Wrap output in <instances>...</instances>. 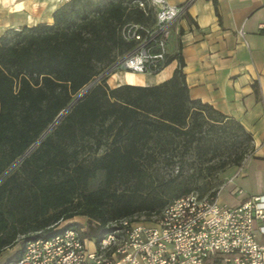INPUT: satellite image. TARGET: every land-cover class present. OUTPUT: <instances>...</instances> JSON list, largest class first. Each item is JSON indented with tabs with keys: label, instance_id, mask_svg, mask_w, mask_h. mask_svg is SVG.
Here are the masks:
<instances>
[{
	"label": "trees",
	"instance_id": "obj_1",
	"mask_svg": "<svg viewBox=\"0 0 264 264\" xmlns=\"http://www.w3.org/2000/svg\"><path fill=\"white\" fill-rule=\"evenodd\" d=\"M132 1L67 0L51 23L0 35V257L18 246L2 264L76 216L86 219L70 224L80 237L98 240L191 192L214 199L220 185L204 176L224 175L254 151L237 120L190 97L179 51L159 84L96 80L132 48L121 28L154 22Z\"/></svg>",
	"mask_w": 264,
	"mask_h": 264
},
{
	"label": "built area",
	"instance_id": "obj_2",
	"mask_svg": "<svg viewBox=\"0 0 264 264\" xmlns=\"http://www.w3.org/2000/svg\"><path fill=\"white\" fill-rule=\"evenodd\" d=\"M132 3L145 14L151 9L154 22L125 24L120 35L132 48L96 80L117 72L154 75L173 55L168 50L172 28L186 4ZM232 193L240 198L228 205L218 202V194L213 199L191 192L171 201L150 222L121 220L98 240L81 238L70 226L74 222L63 221L51 235L26 240L19 260L8 264H264V245L258 240L264 236V196L242 199L237 188Z\"/></svg>",
	"mask_w": 264,
	"mask_h": 264
},
{
	"label": "crops",
	"instance_id": "obj_3",
	"mask_svg": "<svg viewBox=\"0 0 264 264\" xmlns=\"http://www.w3.org/2000/svg\"><path fill=\"white\" fill-rule=\"evenodd\" d=\"M67 0H0V35L7 28L51 23L52 12ZM186 4L173 25L168 50L184 61L183 72L190 97L237 120L251 133L254 151L243 163L228 169L219 190V203L232 205L235 188L248 196H264V0H166ZM47 14V19L36 17ZM262 30V31H261ZM171 61L159 73L141 74L137 80L116 82L151 86L171 77L177 67ZM115 75V74H112ZM258 93H255L254 83ZM264 245V236L258 237Z\"/></svg>",
	"mask_w": 264,
	"mask_h": 264
},
{
	"label": "rangeland",
	"instance_id": "obj_4",
	"mask_svg": "<svg viewBox=\"0 0 264 264\" xmlns=\"http://www.w3.org/2000/svg\"><path fill=\"white\" fill-rule=\"evenodd\" d=\"M27 2L29 0H26ZM38 5L43 4L44 0H35ZM47 14L42 13L41 15H37L36 17L46 20L47 19ZM141 75V74H136V73H130V72H117L115 73V75H111L108 78V84L112 85L116 82H130V81H135L137 80V77ZM137 76V77H136ZM80 94V93H79ZM78 94V95H79ZM77 95V96H78ZM76 98V97H75ZM206 175V174H205ZM204 178H206V180H211L212 183L214 184H219L220 188L222 187L223 183H224V175L219 174L216 176H211V175H206V177L204 176ZM204 181V180H202ZM201 183V180H200ZM135 220H138L140 222H150L152 219L148 220L146 219V217L144 216H138L135 218ZM70 222H81V223H86V219H84L83 217H73L72 219H70ZM18 249V246H15L11 249H7L6 251L3 252V254L0 257V264L4 263L6 260H8V258Z\"/></svg>",
	"mask_w": 264,
	"mask_h": 264
},
{
	"label": "water",
	"instance_id": "obj_5",
	"mask_svg": "<svg viewBox=\"0 0 264 264\" xmlns=\"http://www.w3.org/2000/svg\"><path fill=\"white\" fill-rule=\"evenodd\" d=\"M91 85H92V83L91 84H89L84 90H83V92L81 93V94H79L74 100H73V102L71 103V106L76 102V101H78L84 94H85V92L91 87Z\"/></svg>",
	"mask_w": 264,
	"mask_h": 264
},
{
	"label": "bare ground",
	"instance_id": "obj_6",
	"mask_svg": "<svg viewBox=\"0 0 264 264\" xmlns=\"http://www.w3.org/2000/svg\"><path fill=\"white\" fill-rule=\"evenodd\" d=\"M84 90V89H83ZM83 90L80 92V94L83 92Z\"/></svg>",
	"mask_w": 264,
	"mask_h": 264
}]
</instances>
